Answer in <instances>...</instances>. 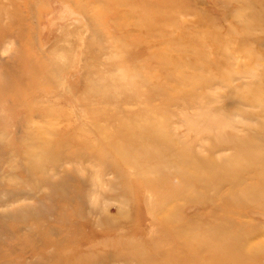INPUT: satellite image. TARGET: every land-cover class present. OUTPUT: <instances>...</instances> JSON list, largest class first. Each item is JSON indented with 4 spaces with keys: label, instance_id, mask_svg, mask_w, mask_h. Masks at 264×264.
I'll return each mask as SVG.
<instances>
[{
    "label": "rangeland",
    "instance_id": "374dc122",
    "mask_svg": "<svg viewBox=\"0 0 264 264\" xmlns=\"http://www.w3.org/2000/svg\"><path fill=\"white\" fill-rule=\"evenodd\" d=\"M0 264H264V0H0Z\"/></svg>",
    "mask_w": 264,
    "mask_h": 264
}]
</instances>
